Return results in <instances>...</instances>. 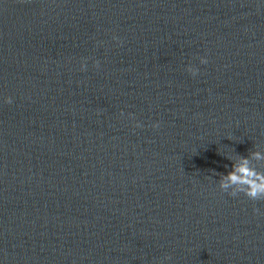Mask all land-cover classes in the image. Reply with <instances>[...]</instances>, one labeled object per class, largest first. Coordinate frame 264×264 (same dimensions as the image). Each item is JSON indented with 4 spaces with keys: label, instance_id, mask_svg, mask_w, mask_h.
<instances>
[{
    "label": "water",
    "instance_id": "1",
    "mask_svg": "<svg viewBox=\"0 0 264 264\" xmlns=\"http://www.w3.org/2000/svg\"><path fill=\"white\" fill-rule=\"evenodd\" d=\"M257 150L264 0H0V264H264Z\"/></svg>",
    "mask_w": 264,
    "mask_h": 264
},
{
    "label": "clouds",
    "instance_id": "2",
    "mask_svg": "<svg viewBox=\"0 0 264 264\" xmlns=\"http://www.w3.org/2000/svg\"><path fill=\"white\" fill-rule=\"evenodd\" d=\"M113 39L117 38L113 37ZM207 62L205 58H200L201 64H207ZM95 66L99 67L98 63ZM81 68L84 70V65ZM186 71L192 76L198 74V69L192 66H189ZM5 103L11 104L12 99L6 98ZM121 115L123 116L124 113L122 112ZM130 118L134 119L132 116ZM136 127H140V125L136 124ZM158 127L159 124L153 125V128ZM257 165L264 168V152L251 151L247 158L239 156L232 163L231 171L226 175L219 174V189L234 198L243 194L251 201H264V171L258 170ZM254 212L258 213L259 210L254 209ZM166 259H170V257H166Z\"/></svg>",
    "mask_w": 264,
    "mask_h": 264
}]
</instances>
